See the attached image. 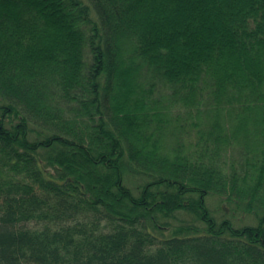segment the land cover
I'll use <instances>...</instances> for the list:
<instances>
[{
  "label": "trees",
  "instance_id": "16d2710c",
  "mask_svg": "<svg viewBox=\"0 0 264 264\" xmlns=\"http://www.w3.org/2000/svg\"><path fill=\"white\" fill-rule=\"evenodd\" d=\"M0 264H264V0H0Z\"/></svg>",
  "mask_w": 264,
  "mask_h": 264
},
{
  "label": "rangeland",
  "instance_id": "374dc122",
  "mask_svg": "<svg viewBox=\"0 0 264 264\" xmlns=\"http://www.w3.org/2000/svg\"><path fill=\"white\" fill-rule=\"evenodd\" d=\"M208 205L210 209L214 212L216 216L220 215L224 211V204L217 202V200H214L213 198L208 199ZM240 215H238L237 219H240Z\"/></svg>",
  "mask_w": 264,
  "mask_h": 264
}]
</instances>
